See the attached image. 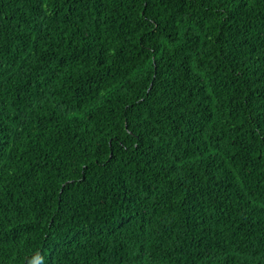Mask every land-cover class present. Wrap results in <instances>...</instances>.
Returning <instances> with one entry per match:
<instances>
[{"label": "trees", "instance_id": "1", "mask_svg": "<svg viewBox=\"0 0 264 264\" xmlns=\"http://www.w3.org/2000/svg\"><path fill=\"white\" fill-rule=\"evenodd\" d=\"M0 264H264V0H0Z\"/></svg>", "mask_w": 264, "mask_h": 264}]
</instances>
